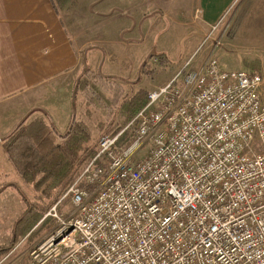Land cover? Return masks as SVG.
Masks as SVG:
<instances>
[{"label": "built area", "instance_id": "1", "mask_svg": "<svg viewBox=\"0 0 264 264\" xmlns=\"http://www.w3.org/2000/svg\"><path fill=\"white\" fill-rule=\"evenodd\" d=\"M221 22L100 137L43 214L52 229L28 249L33 264H264V76L219 66Z\"/></svg>", "mask_w": 264, "mask_h": 264}, {"label": "crops", "instance_id": "2", "mask_svg": "<svg viewBox=\"0 0 264 264\" xmlns=\"http://www.w3.org/2000/svg\"><path fill=\"white\" fill-rule=\"evenodd\" d=\"M236 2L0 0V159L12 164L3 141L33 121L59 133L67 129L83 59L88 64L98 57L94 43H119L137 24L150 19L149 25L161 22L162 26V18L167 17L174 25L194 27L191 31L197 39L200 36L194 48L186 50L187 60L208 28L233 3L238 7ZM238 11L235 34L264 18V0H242Z\"/></svg>", "mask_w": 264, "mask_h": 264}, {"label": "rangeland", "instance_id": "3", "mask_svg": "<svg viewBox=\"0 0 264 264\" xmlns=\"http://www.w3.org/2000/svg\"><path fill=\"white\" fill-rule=\"evenodd\" d=\"M238 3L237 0L236 6L239 7L242 0ZM234 5L235 3L222 16L221 24L224 23L225 26L219 25L225 31L221 39L223 47L214 51L219 66L223 69L257 71L264 76V18L243 27L235 34V23H238L235 12L239 14L241 9L238 11V7L235 8ZM150 21L148 19L134 26L130 34L123 35L119 43H94L98 49V57L89 59L88 64L87 59H83L84 69L77 80L73 118L88 127L92 134L89 145L95 148L104 133L115 134L127 124L130 111L127 103L131 96L138 90L148 92L167 82L186 60L188 47L194 48L193 45L200 38L199 36L197 39L196 33L191 31L194 27L174 25L167 17L162 18V26L159 25L161 22L149 25ZM208 31L209 28L206 32ZM218 34L219 32L213 33L214 36ZM120 45L124 46L123 51ZM197 57L198 55L195 59ZM262 86L264 102V83ZM130 136L129 129L125 130L118 138V146L128 145ZM121 137L123 140L119 141ZM148 148L149 143L142 145L134 154V160L144 156ZM90 157L82 155L67 185ZM0 162L5 165H0L1 248L8 246L15 221L27 207L24 199L33 201L34 190L28 183L18 180L12 164L8 166L2 159ZM64 189H61L56 199ZM70 208L68 198L58 206L63 213ZM40 223L26 236L19 238L9 251L0 252V264H33L28 257V249L40 244L52 229L51 218H45Z\"/></svg>", "mask_w": 264, "mask_h": 264}, {"label": "trees", "instance_id": "4", "mask_svg": "<svg viewBox=\"0 0 264 264\" xmlns=\"http://www.w3.org/2000/svg\"><path fill=\"white\" fill-rule=\"evenodd\" d=\"M146 101L147 91L138 90L131 96L127 103L130 110L128 120ZM91 137L88 127L72 117L62 133L42 121H33L14 131L3 141L7 155L21 180L31 185L34 193L33 201L23 197L27 207L15 221L8 246L1 247L0 252L9 251L19 238L26 236L38 222L45 220L42 219L43 214L61 189L67 186L82 155L90 157L95 154L96 148L89 145ZM122 140L121 137L119 141Z\"/></svg>", "mask_w": 264, "mask_h": 264}]
</instances>
